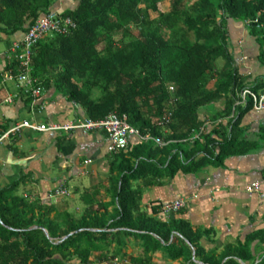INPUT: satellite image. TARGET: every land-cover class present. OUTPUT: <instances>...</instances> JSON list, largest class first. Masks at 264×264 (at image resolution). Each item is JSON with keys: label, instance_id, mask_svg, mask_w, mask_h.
<instances>
[{"label": "trees", "instance_id": "16d2710c", "mask_svg": "<svg viewBox=\"0 0 264 264\" xmlns=\"http://www.w3.org/2000/svg\"><path fill=\"white\" fill-rule=\"evenodd\" d=\"M73 1L59 12L53 10L58 0H0V32L25 31L50 11L61 19L70 18L74 29L47 34L32 48V70L43 75L41 83L54 80L82 105L87 118L99 120L111 112L126 115L140 135L159 137L164 144L140 140L120 151L121 158L112 162L109 174L111 212L97 189L80 196L84 205L80 213L64 210L52 219L47 208L43 212L40 207L36 213L34 205L7 194L8 188L1 190L0 264H157V252L163 260L198 264L194 250L200 264L225 260L224 264H250L252 257L244 246L219 255L206 252L200 246L204 232L186 220L153 217L156 209L146 215L141 195L152 184L133 185L132 181L155 173L163 165L160 155L168 160L171 174L187 162L189 167L203 163L212 154L205 145L201 149L205 156L195 161L193 147L199 140H194L187 150L178 149L183 158L177 160L173 144L188 143L198 130L200 107L225 98L229 114L237 99L235 90L246 88L225 22L240 21L264 41V0ZM160 3L167 8L161 9ZM218 59L223 60L221 66ZM17 65L14 60L3 70L17 74ZM187 152H193L194 159L190 155L186 159ZM257 238L264 243V230ZM128 246L137 252L127 253ZM258 264H264V259Z\"/></svg>", "mask_w": 264, "mask_h": 264}, {"label": "crops", "instance_id": "0c3cea01", "mask_svg": "<svg viewBox=\"0 0 264 264\" xmlns=\"http://www.w3.org/2000/svg\"><path fill=\"white\" fill-rule=\"evenodd\" d=\"M71 2L74 1L58 0L53 10L60 12L72 5ZM225 28L244 87L260 93L264 88V53L259 40L240 21L228 18ZM23 36L24 31L8 35L1 30L0 43H6L9 50L11 44L21 41ZM10 60L7 50L0 49L3 78V68L11 65ZM6 81L0 84V191L8 188L7 194L34 205L36 213H40V207L43 212L47 208L52 219L64 210L80 213L84 208L80 196L85 191L97 189L100 201L109 203L108 211L111 212L113 193L109 174L112 162L121 156L120 151L107 150V133L104 130L39 132L22 127L6 134L24 120L64 125L87 118L82 105L73 102L54 80L42 84L37 79L43 88L38 98L13 94L5 86ZM238 92L236 89V97ZM7 98L12 100L7 101ZM225 109V98L200 107L198 130L188 143L173 144L179 160L188 144L199 140L193 147L195 161L205 156L201 149L209 145L208 150L213 151L205 162L190 163L191 167L187 162L170 174L168 160L160 155L158 158L163 165H158L159 169L147 178H139L132 184H152L144 187L141 195V209L146 215L150 216L156 209L153 217L184 219L193 229L204 232L200 246L206 252L219 255L226 249L244 246L251 254L250 264H258L264 259V243L257 238V233L264 230V196L258 192L249 193L247 187L257 183L264 192V104L257 109L251 102L234 103L229 114ZM233 122L235 125L231 127ZM129 142L136 144L140 139L131 136ZM193 152H187L186 159L189 155L194 159ZM57 190H65V193L57 194ZM178 199L185 201L179 212L164 215L159 211L160 205ZM132 252L137 249L128 246L127 253ZM194 254L195 250L193 259L200 264ZM154 256L157 264H183L182 259L163 260L160 252Z\"/></svg>", "mask_w": 264, "mask_h": 264}, {"label": "built area", "instance_id": "2783aa9c", "mask_svg": "<svg viewBox=\"0 0 264 264\" xmlns=\"http://www.w3.org/2000/svg\"><path fill=\"white\" fill-rule=\"evenodd\" d=\"M76 24L70 18L61 19L56 12L50 11L49 13L42 15L38 18L33 25L26 31L22 41L14 42L12 49L16 52V59L19 61L21 73L18 76V83L22 84L25 88V95L32 98L40 97L42 93V86L37 83V79L31 74L32 71V48L37 44L43 36L47 33L58 32L66 33L71 29H74ZM7 78L12 79L13 75L8 74ZM170 91L174 90V87L170 85ZM7 101H11L12 98H7ZM175 101V99H174ZM251 102L254 108H262L264 104V88L260 93L252 91L246 87L237 93L236 105L247 104ZM169 115V116H168ZM171 113L165 115L163 120L167 122ZM22 127H26L30 130L44 132L49 130H80L83 133H88L97 130H104L107 133V150L109 152H118L125 150L129 146V138L136 136L140 140H152L155 144L161 146L164 144L163 139L152 136H142L138 129L132 127L127 120L126 115H120L116 112L109 113L106 117L99 120H93L90 118H84L76 122L69 124H45V123H32L28 120H24L21 124L12 127L6 134L19 131ZM249 193H260V196H264V192H261L260 186L257 183H252L247 187ZM57 194L65 193V190H57ZM185 205L183 199H178L173 202L164 203L160 205L159 211L164 215H171L179 212Z\"/></svg>", "mask_w": 264, "mask_h": 264}, {"label": "rangeland", "instance_id": "374dc122", "mask_svg": "<svg viewBox=\"0 0 264 264\" xmlns=\"http://www.w3.org/2000/svg\"><path fill=\"white\" fill-rule=\"evenodd\" d=\"M160 6H161V9H164V10L167 8L166 3H163V4L160 3ZM190 35H192V33H190ZM259 44L262 47L261 52L264 53V41H262L260 39L259 40ZM0 49H1V51L2 50H7L8 51L7 44L6 43H0ZM8 52H9V57L12 58L10 60V62L12 64L13 61H14V59H13L14 58V54L12 52H10V50ZM217 64L219 66H221L223 64V60L222 59H218ZM18 70H19V68H18ZM31 72H32V74H33L34 77L37 76V77H35L36 79L43 80V75H41V76L36 75V72L34 71V69ZM7 79H8V81H6L5 86L6 87H9L10 88V91H13L12 92L13 94H20V95H24L25 94L24 93L25 92V88L23 87L22 84H19L18 83V81H19L18 78L17 79H15V78L14 79L7 78ZM148 142H150V141H148Z\"/></svg>", "mask_w": 264, "mask_h": 264}, {"label": "clouds", "instance_id": "9594fccd", "mask_svg": "<svg viewBox=\"0 0 264 264\" xmlns=\"http://www.w3.org/2000/svg\"><path fill=\"white\" fill-rule=\"evenodd\" d=\"M53 12H55V11H53ZM44 15H45V14H44ZM39 18H40V17H39ZM32 25H33V24H32ZM32 25H31V26H32ZM31 26H30V27H31ZM30 27H29V28H30ZM29 28H28V29H29ZM28 29H27V30H28ZM27 30L24 31V34L26 33ZM51 33H52V32H51ZM51 33H47V34H51ZM47 34H46V35H47ZM23 37H24V36H23ZM22 39H23V38H22ZM21 41H22V40H21ZM14 42H20V41H14ZM14 42H13V43H14ZM13 43L11 44V47H10L9 50H10V52H12V53L14 54V58H13V59L16 60V61L18 62L17 67L19 68V70H18L17 74H14V73L12 72L11 69L5 71V77L3 78V80H4V79H5V80H8V79H7L8 74H12V75H13V78H12V79H14V78L17 79L18 76H19L20 73H21V70H20L21 68H20L19 61H18V60L16 59V57H15L16 52H14L13 49H12ZM38 43H39V42H38ZM38 43H37V44H38ZM35 45H36V44H35ZM9 50H8V51H9ZM8 51H7V58H8V59H12L11 57H9V52H8ZM32 52H33V50H32ZM32 64H33V53H32ZM31 74H32V72H31ZM32 76H33V74H32ZM33 77H34V76H33ZM34 78H35V77H34ZM25 96L28 97V95H25ZM29 97H30V96H29ZM173 214H174V213H173Z\"/></svg>", "mask_w": 264, "mask_h": 264}, {"label": "water", "instance_id": "95a60500", "mask_svg": "<svg viewBox=\"0 0 264 264\" xmlns=\"http://www.w3.org/2000/svg\"><path fill=\"white\" fill-rule=\"evenodd\" d=\"M45 233L47 234V232H45ZM72 234H73V233H70L69 235L63 237L62 240L66 239L67 237H69V236L72 235ZM194 256H195V254H194Z\"/></svg>", "mask_w": 264, "mask_h": 264}]
</instances>
